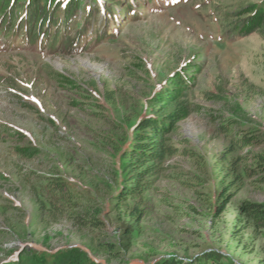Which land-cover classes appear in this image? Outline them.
Listing matches in <instances>:
<instances>
[{
	"label": "rangeland",
	"instance_id": "1",
	"mask_svg": "<svg viewBox=\"0 0 264 264\" xmlns=\"http://www.w3.org/2000/svg\"><path fill=\"white\" fill-rule=\"evenodd\" d=\"M107 1L113 14L96 0L101 9L72 48L61 40L75 37L83 9L93 2L83 1L54 48L41 38L28 46L22 33L0 37V263L15 258L17 248L80 246L102 264L196 259L209 251L222 256L220 264H264V236L235 221L241 201L264 203V183L236 174L232 164L243 155H264V39L234 35L229 26L258 0ZM193 56L203 65L192 97L201 110L179 123L172 136L176 154L147 192L114 208L112 197L123 184L115 176L117 151L127 145L129 123L155 87ZM227 119L235 123L231 133L221 130ZM245 130H259L258 146L234 144ZM30 147L38 149L33 156L20 154ZM54 178L82 206L99 208L105 228L83 231L72 222L74 212H49L48 200L58 204L48 191ZM225 184L232 196L214 217L211 204ZM137 203L138 223L126 217ZM125 227L131 234L122 241Z\"/></svg>",
	"mask_w": 264,
	"mask_h": 264
},
{
	"label": "trees",
	"instance_id": "2",
	"mask_svg": "<svg viewBox=\"0 0 264 264\" xmlns=\"http://www.w3.org/2000/svg\"><path fill=\"white\" fill-rule=\"evenodd\" d=\"M83 1L86 0H0V37L22 33L25 35L28 46L33 45L36 41H41V38L46 40L48 47L54 48L56 43L60 42L61 37H58L63 33L62 31L77 18L78 11L82 10ZM87 1L96 5L92 8V6H87L89 4L87 3V7L83 9L85 12L84 24L77 25L75 37L61 40V46L65 49L72 48L77 44L81 35L90 26V18L95 16L96 10L101 9L102 5L107 8L106 15L113 14L107 0H103L99 7L96 0ZM124 4L127 12L132 14L131 4L128 2ZM59 10H61V17L56 18L54 13ZM229 26L230 30H235L234 35L247 36L255 33L264 39V0H258V3L252 6V11L247 17L240 19L237 17ZM52 27L54 34H51ZM100 37L102 39L103 36ZM202 68L203 65L198 57L193 56L187 61H183L169 77L155 87L152 94L146 97L142 107L143 111L129 123L130 135L127 145L117 151L119 153L118 167L115 176L123 184L116 188L112 197L114 208H119L130 200L136 203V199L140 198L143 192H147L152 181L163 170L166 159L176 154L177 149L173 144L172 136L178 129L179 123L201 110L192 97L197 88V78ZM108 94L106 93L105 96L108 100H112V96ZM205 97L210 100H222L217 93H207ZM234 124L233 120L227 119L221 126L222 132L231 133L234 130ZM258 132L259 130L238 132V139L234 144L248 149L255 148L261 140L257 135ZM37 151V148L30 147L20 154L31 157ZM240 160L253 161V163L243 167V162ZM232 164H234L236 174L237 172L238 175L244 173L246 176H253L254 179L258 178L264 183V155H250L249 157L243 155L240 158L232 159ZM230 184L220 187L215 201L211 204V214L214 217L221 214L230 201L232 196L229 192ZM48 187V191L55 193L58 198V204H56V200H48L49 212L55 214L74 212L71 217L72 222L83 231L105 228L102 211L94 206L84 207L75 201L74 197L72 199L63 180L54 178L52 182L48 183ZM126 217L136 223L141 220L142 210L139 208V203L131 205ZM235 221L239 228H249L259 237L264 236V203L241 201L235 209ZM129 234H131L130 227H125L119 238L123 241ZM104 248L108 254L118 255L114 245H106ZM17 249L15 258L0 264H102L95 259L90 251H86L80 246L64 247L54 251L34 247ZM221 257L218 253L209 251L201 258L184 259L168 256L149 264H204L206 260L220 264Z\"/></svg>",
	"mask_w": 264,
	"mask_h": 264
}]
</instances>
